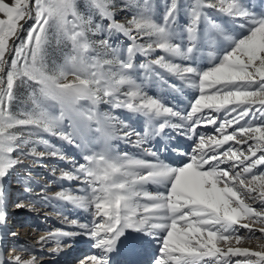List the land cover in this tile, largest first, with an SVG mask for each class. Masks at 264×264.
Here are the masks:
<instances>
[{
    "label": "snow or ice",
    "instance_id": "1",
    "mask_svg": "<svg viewBox=\"0 0 264 264\" xmlns=\"http://www.w3.org/2000/svg\"><path fill=\"white\" fill-rule=\"evenodd\" d=\"M257 3L164 0L157 19L155 0H0V227L5 178L25 159L51 157L69 164L60 179L78 182L55 198L91 219L64 217L78 231L47 230L35 241L40 251L54 244L48 251L59 254L85 236L94 251L78 264H264V0ZM150 84L195 95L175 109L150 95ZM19 89L25 106L14 110ZM115 110L142 116L143 132ZM209 125L212 133L197 131ZM169 128L194 145L172 148L187 157L177 165L145 147ZM47 137L79 149L80 160ZM117 140L144 155L118 151ZM24 191L15 209L48 200L45 188ZM3 240L0 264H42L26 244L5 260Z\"/></svg>",
    "mask_w": 264,
    "mask_h": 264
},
{
    "label": "bare ground",
    "instance_id": "2",
    "mask_svg": "<svg viewBox=\"0 0 264 264\" xmlns=\"http://www.w3.org/2000/svg\"><path fill=\"white\" fill-rule=\"evenodd\" d=\"M188 91L191 92L192 90L188 89ZM177 93H176L177 96L175 99H169L170 97H165V99H163L162 101H164L167 105L172 106L175 109L184 110L185 108H187L190 98L186 99V97L182 95L181 92H177ZM166 98H168V100H166ZM117 115L119 116L121 120L127 123L130 129L134 131L143 132V129L145 127V121L142 116L129 113L126 110H117ZM213 130L214 129L211 125L207 127L200 126L197 129L199 133H212ZM133 139H135V137H133ZM61 144L62 146L71 148L70 145H67L64 142H62ZM163 145H168V151L161 150ZM114 146L120 152L127 151L135 155H140V156L144 155L141 149L135 148L132 146V144L125 143L123 140L114 141ZM193 146L194 145H193L192 140L187 139L183 135H178L176 131L170 128L166 129L165 133L162 136L150 139L149 142L145 145V147H150L152 150L158 151L160 158L166 160L167 162L173 165L180 164L181 162H184L187 159V157L180 156L176 152H173L172 151L173 147H176L180 149L181 151L190 152ZM58 149L61 151L64 150L61 147H58ZM75 149L77 150L76 154H78L79 159L75 157L74 158L77 160H80V150L77 148ZM65 154L69 156L67 153ZM69 157H72V156H69ZM148 158L151 159V157H148ZM37 159L39 160L35 161L36 162L35 165L38 166L39 168L40 166L43 167V171H46V172H40L42 169L40 171L38 170L39 172L37 170L30 171L28 172L29 174L27 176L34 182L33 185L35 184L40 185V188L46 189V196L48 197V200L42 205H39L33 211H29L27 208L15 209L14 207H12V205L15 202H17L19 199H23L25 197L19 195L20 198L17 200H14L13 198L7 199V195L10 193L9 192L10 190L7 185L4 186L5 193H6V200L8 203V209H7L8 217H9V220L13 221L14 229L12 232H15L16 236L9 235V227H7V225L0 227V234L4 235V241L2 243L3 250H4L5 244L6 245L10 244L9 250L14 244H26L30 248H33L38 252V255L42 258V261L45 264H78V261L80 259L86 257L87 255L91 254L94 251L90 246L91 241L85 236L75 237L72 242V247L66 248L60 251L59 254L50 253V255H45L49 253L48 248L54 247L55 246L54 244H49L45 246L42 251H40V246L35 244V241L41 235H44L47 230H50V229L55 230L58 228H63L69 231H78V229L73 228L71 225L64 223L63 222L64 217H68L70 220L75 219L81 223L89 222V220L91 219L90 216L83 210L77 209L71 204H68L64 201L57 200L55 198L54 194L57 191L61 190L62 188L68 189L70 187L74 189L75 186L78 184L77 181L69 182L67 180L60 179V170L68 168L69 166L68 162L50 157L49 162L51 161L50 163L55 164V166L58 167V169L55 170L52 167H49L48 169L44 168L45 166H48V165H40L43 159H40V158H37ZM38 167L37 169H39ZM36 176H39L42 182L45 179H46L45 181H48V182H46V184L42 183L41 185L40 180L37 179ZM34 177H36L37 180H35ZM149 188L150 190H154L152 189V186H149ZM35 189L33 190V193H31V195L35 194ZM39 189L37 191H39ZM16 194H19L17 190H16ZM29 195L30 193H28L27 196ZM40 219L42 220L44 225H42L43 223L42 224L40 223ZM256 227H259V225H256ZM3 231L5 232V234ZM257 235H259V233H257ZM260 242H264V241H260ZM79 243H83L84 246L85 247L88 246L89 249L84 251L80 255L71 257L73 249L76 248V246ZM257 243L258 241L252 240L250 243L246 242L243 246L255 247ZM3 252H6V251H3ZM9 255H10V252H7L6 255L4 254L5 260H7Z\"/></svg>",
    "mask_w": 264,
    "mask_h": 264
},
{
    "label": "rangeland",
    "instance_id": "3",
    "mask_svg": "<svg viewBox=\"0 0 264 264\" xmlns=\"http://www.w3.org/2000/svg\"><path fill=\"white\" fill-rule=\"evenodd\" d=\"M186 3H188V0H181V4L182 5H184ZM253 3L256 4V6L258 7L257 0H253ZM155 4L157 5V19H160L161 16H162V13H163L164 0H155ZM209 11H210V14H211L212 18L215 21H217L218 23H221V24H225L226 23V20H225L224 17H221L218 14H216L214 12H211V10H209ZM117 19H121V17L118 16ZM177 23H178V26H180V27H183L187 23V19H186V16H185L183 11H181L180 17H179V20H178ZM29 24H31V21H29ZM27 26L28 25H26L25 27H27ZM201 27H203V25H201ZM121 43H123L122 40H121ZM56 58L58 59V57H56ZM142 59H143L142 57H137V62H139ZM167 78H168V80L170 82L177 83V84L180 83L179 81L175 80V78H173V77L169 76ZM147 91H148V93L150 95L158 96L161 100L165 99V97H170L169 99H175L177 94H178L177 92L171 91L166 85L161 86L159 84H150L147 87ZM181 94L184 95L186 97V99L192 97L193 95H195L194 92H192V91L189 92L188 89H184V91L181 92ZM17 96H18V100H17L16 104H14V106H13L14 110H18V109H20V108L25 106L24 101L26 99V92L23 89H19L18 92H17ZM171 96H173V97H171ZM162 97H164V98H162ZM166 100H168V98H166ZM106 108H107V106H102V109H106ZM115 111H116V114H117V110H115ZM47 138L54 145H56L57 148L61 147L62 149H64L63 150L64 153H67L69 156H72V157H75V158L79 159L78 154H76L77 150L75 149V147L71 146V148H68L66 146H62V144H61L62 141H60V140H58L56 138H53V137H47ZM38 151H44V146L43 145H39L38 146ZM49 159H50V157L43 158V160H42L40 165H48V166H45L44 168L48 169L49 167H52L53 169L57 170L58 167H56L55 164L50 163L51 161L49 162ZM35 161H37V160L35 159L34 161H32V159H25L22 166L18 167L17 169H15V170H13L11 172V177L9 178L10 180H9V183H8L9 185H7L9 187V190H10L9 192L10 193H9V195H7V199L8 198H13L14 200H17V199L20 198L19 195L23 196V197H27L28 193L24 191L25 184H28L33 190L36 188L35 192L40 188V185H33L34 182L30 178H28V176H27L29 174L28 172L34 171V168H36V165H35L36 162ZM53 161H55V160H53ZM21 167L23 169H27V171H22ZM40 168L42 169L40 172H46V171H43V167L40 166ZM36 177H37V179L40 180L39 176H36ZM36 177H34L35 180H37ZM45 180L43 182H42V180H40V184L41 185H42V183L46 184V182H48V181H45ZM4 181L7 184L6 178H5ZM5 183H4V186L6 185ZM66 186H68V185H66ZM16 190L18 191L19 194H16ZM40 223L41 224L43 223L41 219H40ZM6 225H7V227H9V233H11L13 231V229H14V225H13V221L9 220V217L7 219V224ZM42 225H44V223ZM9 247H10V244H7V245L5 244L4 250H3V251H6V252H4L5 255H6L7 252H9ZM45 255H50V253H47ZM60 260H61V258H60ZM55 261H56V259H55ZM42 263H43V261H42ZM43 264H45V263H43Z\"/></svg>",
    "mask_w": 264,
    "mask_h": 264
}]
</instances>
